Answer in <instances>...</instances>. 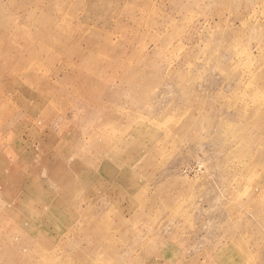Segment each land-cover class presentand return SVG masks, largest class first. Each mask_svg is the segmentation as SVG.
Here are the masks:
<instances>
[{
	"label": "rangeland",
	"instance_id": "1",
	"mask_svg": "<svg viewBox=\"0 0 264 264\" xmlns=\"http://www.w3.org/2000/svg\"><path fill=\"white\" fill-rule=\"evenodd\" d=\"M0 264H264V0H0Z\"/></svg>",
	"mask_w": 264,
	"mask_h": 264
},
{
	"label": "bare ground",
	"instance_id": "2",
	"mask_svg": "<svg viewBox=\"0 0 264 264\" xmlns=\"http://www.w3.org/2000/svg\"><path fill=\"white\" fill-rule=\"evenodd\" d=\"M13 81V80H12Z\"/></svg>",
	"mask_w": 264,
	"mask_h": 264
}]
</instances>
